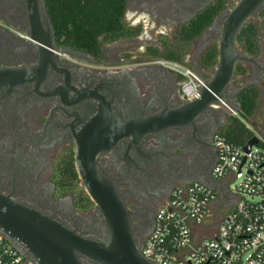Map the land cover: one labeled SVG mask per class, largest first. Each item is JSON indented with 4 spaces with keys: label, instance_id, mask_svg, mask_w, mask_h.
Wrapping results in <instances>:
<instances>
[{
    "label": "flooded vegetation",
    "instance_id": "1",
    "mask_svg": "<svg viewBox=\"0 0 264 264\" xmlns=\"http://www.w3.org/2000/svg\"><path fill=\"white\" fill-rule=\"evenodd\" d=\"M215 1L126 0L124 19L130 27H141L140 36L103 45L99 56H92L57 43L44 0H0V194L81 238L108 244L106 227L81 182L79 193L72 194L61 171L70 165L76 169L77 139L89 125L91 140L104 141L111 119L133 120L138 105L139 116L147 117L174 112L188 102L180 94L182 77L145 51L162 38L173 42L183 25ZM234 1L225 0L224 11ZM219 22L214 20L192 43L191 51L196 50L186 58L201 76L207 73L197 66V58L215 38ZM151 30L158 37L136 51L134 44ZM48 43L62 52L54 55ZM261 51L259 68L264 69ZM260 72L251 68L244 79H260ZM228 122L224 109L209 107L138 144L130 136L110 141L95 156V169L118 194L139 248L174 188L215 182V140Z\"/></svg>",
    "mask_w": 264,
    "mask_h": 264
},
{
    "label": "water",
    "instance_id": "2",
    "mask_svg": "<svg viewBox=\"0 0 264 264\" xmlns=\"http://www.w3.org/2000/svg\"><path fill=\"white\" fill-rule=\"evenodd\" d=\"M262 10L264 0H236L232 8L215 19L220 20L216 43L217 61L215 67L209 71L208 79L197 73L202 82L197 99L185 102L174 112H158L147 117L139 116L138 110L142 106L138 105L133 120L125 122L111 119L113 124L104 141L91 140L92 125L88 126L84 136L80 134L75 148V170L102 218L109 236L108 244L81 238L57 221L0 194V232L5 239L21 249L34 264H82L80 258L94 264H153L142 256L133 237L127 211L112 184L97 173L94 166L95 156L106 150L110 141H113L110 144H115L130 136L138 144L144 137L180 125L211 105H220L222 102L238 112L240 105L234 101L235 94L249 85H259L245 82L228 95L227 92L235 80L236 66L244 65L249 71L256 68L263 74L264 69L259 68L261 53L256 57H248L239 50L237 37L244 26ZM47 46L54 55L62 52L59 49L53 50L50 43ZM107 128L108 124H104L105 133ZM255 145L257 140L252 138L244 150L249 152Z\"/></svg>",
    "mask_w": 264,
    "mask_h": 264
},
{
    "label": "built area",
    "instance_id": "3",
    "mask_svg": "<svg viewBox=\"0 0 264 264\" xmlns=\"http://www.w3.org/2000/svg\"><path fill=\"white\" fill-rule=\"evenodd\" d=\"M179 74L181 97H199L202 82L190 69L158 61ZM222 108L256 138L249 152L244 145L217 136V162L212 183L192 182L174 188L157 210L151 234L139 248L153 264H264V133L244 121L225 103ZM240 183L232 190L230 184ZM0 264H34L0 232Z\"/></svg>",
    "mask_w": 264,
    "mask_h": 264
},
{
    "label": "trees",
    "instance_id": "4",
    "mask_svg": "<svg viewBox=\"0 0 264 264\" xmlns=\"http://www.w3.org/2000/svg\"><path fill=\"white\" fill-rule=\"evenodd\" d=\"M126 0H44L45 9L54 30L57 43L70 50L99 56L100 47L121 40H135L141 34V27H130L124 19ZM225 9V0H216L203 9L197 16L183 25L175 40H159L157 46L146 49L145 56L151 60L167 61L190 70L193 65L186 61L192 43L214 22ZM264 10L251 19L237 37V46L248 57L261 53L264 42ZM217 61V44L208 45L197 58V66L209 78V71ZM249 74V69L238 64L235 69L233 85L240 86ZM261 87L249 85L234 96L240 105L239 116L248 120L257 129L258 123L264 124V79ZM233 92L231 91L230 94ZM264 132V125L258 130ZM228 141L244 145L251 133L236 118L229 117L228 125L220 133ZM62 169L61 178L67 183L72 194H78V178L75 169Z\"/></svg>",
    "mask_w": 264,
    "mask_h": 264
},
{
    "label": "rangeland",
    "instance_id": "5",
    "mask_svg": "<svg viewBox=\"0 0 264 264\" xmlns=\"http://www.w3.org/2000/svg\"><path fill=\"white\" fill-rule=\"evenodd\" d=\"M236 3V0L230 5V8L233 7V5ZM146 26V24H144ZM147 27V26H146ZM148 33H145L143 37L139 38L138 42L136 44H134V48L136 51H142L143 48L145 46H148L151 44L152 41H154L155 38L158 37V35H156L157 32H154L153 30L151 31H147ZM218 33H219V29L216 30V36L213 40H211L209 43H207V45H210L212 43H217V39H218ZM262 33V37L264 38V31L261 32ZM262 46L264 48V42L262 43ZM205 48L204 47H201V51ZM195 47L192 49V51L190 52V57H192L193 53L195 52ZM260 79H264V76H262V78ZM260 79H255V80H250L249 82L247 81V83H253V84H256L258 83L259 87L262 89L261 87V80ZM246 82L245 79H243L240 83V86L243 85L244 83ZM226 111V110H225ZM226 114L228 116V118L230 117V115L227 113L226 111ZM242 118V117H241ZM244 121L250 123L248 120L242 118ZM264 124L262 123H258L257 124V129L259 130ZM264 133V132H262ZM240 183V180H235L234 182H232L230 184V189L232 190L235 186H237L238 184Z\"/></svg>",
    "mask_w": 264,
    "mask_h": 264
},
{
    "label": "crops",
    "instance_id": "6",
    "mask_svg": "<svg viewBox=\"0 0 264 264\" xmlns=\"http://www.w3.org/2000/svg\"><path fill=\"white\" fill-rule=\"evenodd\" d=\"M248 76H249V74L246 77H248Z\"/></svg>",
    "mask_w": 264,
    "mask_h": 264
}]
</instances>
